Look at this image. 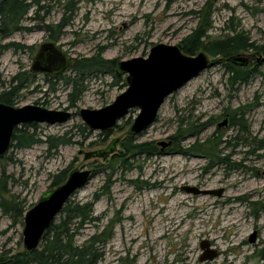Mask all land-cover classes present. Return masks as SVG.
Returning a JSON list of instances; mask_svg holds the SVG:
<instances>
[{
    "label": "rangeland",
    "instance_id": "rangeland-1",
    "mask_svg": "<svg viewBox=\"0 0 264 264\" xmlns=\"http://www.w3.org/2000/svg\"><path fill=\"white\" fill-rule=\"evenodd\" d=\"M69 1L45 0V5L51 7L45 23L62 20ZM73 2L72 21L58 39L72 64L97 54L119 63L146 58L158 44L178 45L198 27V13L210 6V36L229 35V26L243 31L258 45L264 44V0ZM34 15L32 9L28 19ZM33 23L25 21L27 26ZM47 39L42 30L19 32L5 39L3 45L18 43L33 49H7L2 53L0 94L13 87L11 81L18 72L30 69L37 50ZM239 56L248 59L249 66L257 64L259 73L247 84L232 86L223 63L216 60L211 68L166 100L151 127L132 137L134 144H152L160 153L152 157L131 156L127 167L117 164L114 158L126 153L122 144L129 137L138 110H131L109 135L99 136L98 131L81 134L77 128L84 125L81 109L104 108L127 86L116 83L110 74L89 76L84 83L86 91L72 105V86L66 84V79L75 78L70 69L52 83L42 75L31 76V81L18 92L16 106L34 104L49 110L67 109L73 115L69 122L54 126L37 124L35 130L42 141L71 132L73 144L61 146L56 154L48 153L45 142L31 148H12L7 155L12 160L5 164L9 191L31 209L51 191L53 175L64 170L96 171L101 165L112 163L115 172L108 187V174L96 172L71 198L74 202L89 203L95 195H101L95 202L94 214L99 221L89 224L78 237L82 244L96 232L105 229L111 233L99 264H264V151L257 146L264 141V57L254 52ZM227 115L229 125L218 128ZM182 121L198 126L209 123L198 138L186 136L182 143L185 151L208 141L216 132L213 141L219 142V146L214 152L195 148L192 151L199 154L187 156L172 152L170 138L178 132ZM113 141H117L116 151L107 160L85 159V153L107 149ZM162 143L168 146L164 148ZM3 167L0 164V178ZM186 186L223 189L224 193L222 197L187 194L182 190ZM23 228L24 224L14 223L0 208V255L24 251ZM254 233L257 239L251 243L249 239ZM204 240L219 252L212 261L200 262V245Z\"/></svg>",
    "mask_w": 264,
    "mask_h": 264
},
{
    "label": "trees",
    "instance_id": "trees-1",
    "mask_svg": "<svg viewBox=\"0 0 264 264\" xmlns=\"http://www.w3.org/2000/svg\"><path fill=\"white\" fill-rule=\"evenodd\" d=\"M74 4L73 0H70L65 6L66 16L57 25L55 34L49 36L51 40L58 41L60 32L70 25L75 9ZM32 9H35V15L32 20L39 23V28H44L48 33L53 30L45 25L46 16L50 14V8L45 5V0H10L8 3L1 4V34L7 37L19 31H31L32 28L22 26V21ZM42 11H45L43 16L40 15ZM198 14L200 18L198 27L181 41L184 53L196 55L202 51L206 52L215 62L218 60L223 63L229 76L228 81L232 86L249 83L259 73L257 64L252 66L246 64L240 65L229 62L228 59L239 57L241 53L251 52H254L259 57H264V44L258 45L243 31L230 29L228 25V30L232 31L229 35L220 38L212 37L209 32L213 29V7L210 6L207 11L205 10L203 13L200 12ZM10 48L19 51L27 47L18 43H11L6 45L4 50ZM117 64L116 61L103 59L100 54L81 61H74L73 64L71 63L69 69L74 73L75 78L66 79V84L72 86V92L69 95L71 104L74 105L81 99L87 89L84 84L85 80L92 75L110 74L115 78L116 83H122V86L126 87V80L123 75L118 73ZM61 77L63 76L60 75L58 79H61ZM52 80L49 77L46 78L47 82L52 83ZM30 81V77L21 79L18 76L13 77L11 81L13 87L0 95V103L15 106L18 92L23 88L24 83H29ZM232 124H234V121ZM208 125L209 123L198 126L196 123L188 124L182 121L178 132L170 138L173 146L171 151L185 156L193 155L195 152L199 154L198 151H192L195 148L214 152L216 147L219 146V142L216 143L213 141L218 135V132L201 145L198 143L194 144L189 151H185L182 148V143L185 141L186 136L190 135L198 138ZM37 126V124L33 123L16 128L12 148H31L39 143L45 142L48 145V153L56 154L61 146L73 144V135L69 136L71 132H66L62 136H48L45 141H42L36 133L35 129ZM77 128L81 134L91 133L84 125H79ZM110 131L101 133L99 136L109 135ZM133 141L134 139L132 137H127L126 141L123 142L122 145L126 153L116 155L114 161L118 162L117 164L127 167L129 165L127 164L128 159L131 156L145 155L152 157L160 153L157 148L152 147V144H134ZM257 146L260 148L259 150L264 151V141L260 142ZM11 160L9 156L0 159V164L4 165L3 175L0 178V208L5 215L13 219L14 223L23 225L24 215L29 208L26 207V203L22 202L19 197L11 194L8 189L9 181L5 178V164ZM111 164L101 165L93 173L94 175L96 172L103 171L108 174L107 187L115 172V168ZM68 175L69 170H64L53 175L51 177V190L61 186L67 180ZM100 196V194L95 195L94 201L89 203L70 200L59 218L55 220L52 227L46 232L42 244L37 250L31 253L23 251L1 254L0 264H99L104 257L103 250L112 237L111 233L105 229L100 233L96 232L82 244L78 242V237L80 232L87 228L89 224L99 221V218L95 217L94 214L95 202Z\"/></svg>",
    "mask_w": 264,
    "mask_h": 264
},
{
    "label": "water",
    "instance_id": "water-1",
    "mask_svg": "<svg viewBox=\"0 0 264 264\" xmlns=\"http://www.w3.org/2000/svg\"><path fill=\"white\" fill-rule=\"evenodd\" d=\"M7 0H0L5 2ZM217 2L218 0H213ZM229 62L246 64L248 59L232 57ZM215 60L206 52L196 55L184 53L182 44H158L151 48L149 55L123 60L117 64L118 73L125 76L126 90L110 105L101 109H81L80 117L85 127L90 131L107 132L113 130L131 110H138L128 131L129 137H137L151 127L158 118L159 112L166 100L211 68ZM67 54L55 41L41 45L31 72L41 75H59L70 68ZM73 115L67 110H49L38 105L28 104L13 107L0 103V159L5 158L12 150L13 136L16 128L29 124L61 125L72 120ZM229 125L226 116L218 128ZM117 141L104 150L85 153L86 160H107L115 151ZM165 148L168 145L162 143ZM82 154V152L80 153ZM94 170H74L69 173L67 180L59 187L44 194L38 203L24 215L23 244L24 251L31 253L37 250L46 232L52 227L71 198L93 179ZM187 194L214 195L222 197L224 190H202L197 187L182 188ZM257 234L251 235L249 241L254 243ZM203 254L200 262L212 261L219 252L211 249L209 241L201 242Z\"/></svg>",
    "mask_w": 264,
    "mask_h": 264
},
{
    "label": "flooded vegetation",
    "instance_id": "flooded-vegetation-1",
    "mask_svg": "<svg viewBox=\"0 0 264 264\" xmlns=\"http://www.w3.org/2000/svg\"><path fill=\"white\" fill-rule=\"evenodd\" d=\"M8 1H10V0H7V1H5V2H0V12H1V4H3V3H8ZM49 8L51 9V7L49 6ZM32 18L33 17H30L29 19H28V15L25 17V19L22 21V26L23 27H29V28H32L31 29V31H29V32H32V31H38V30H42L45 34H47L48 35V39L46 40V41H44L43 43H45V42H48V41H53V40H51L50 39V35H53V34H55V32H56V27H57V25L62 21V20H60V21H48V23H45V25H47V26H49L50 27V29H53V30H51L49 33L44 29V28H39V23L37 22V21H34V20H32ZM27 20H29V21H34V23L33 24H31L30 26H27V25H25V21H27ZM45 21H46V19H45ZM41 24V23H40ZM42 25V24H41ZM0 26H1V14H0ZM65 30V29H64ZM64 30H62V32H60V34H59V37H61V35H62V33H63V31ZM19 32H22V31H19ZM19 32H16V33H19ZM16 33H14V34H16ZM25 33V32H24ZM13 34V35H14ZM12 35H10V36H7V37H4L2 34H1V28H0V64H1V55H2V53L4 52V51H6V50H4V47L6 46V45H3V42L5 41V39H7V38H9V37H11ZM58 44H59V46H60V48H62L61 47V45H60V43H59V40L58 41H56ZM42 43V44H43ZM41 44V45H42ZM41 45H40V47H41ZM40 47H39V49L37 50V52H36V54H35V56H34V58H33V60H32V65H33V63H34V60H35V57L37 56V53L39 52V50H40ZM33 49V47H27V48H25V49H23V50H19V51H25V50H32ZM9 50H12V51H15L14 49H12V48H10ZM16 52V51H15ZM18 52V51H17ZM68 56V55H67ZM69 58V57H68ZM69 60H70V64L72 63V61H71V59L69 58ZM31 65V66H32ZM246 65H248V62L246 63ZM64 74V73H63ZM38 75H41V74H35V73H32L31 72V67H30V69L29 70H25V71H20V72H18L17 73V75H15V76H18V78L19 79H21V78H24V77H31V76H33V77H37ZM60 75H62V74H59V75H42V76H44V78L46 79L47 77H49V78H51V79H53V80H56V79H58V77L60 76ZM14 76V77H15ZM26 84H28L27 82L26 83H24V85H23V88L26 86ZM22 88V89H23ZM11 88H9V90H10ZM1 95V94H0ZM17 99V98H16ZM13 107H19V106H13ZM64 110H67V109H64ZM68 111V110H67ZM228 116V115H227ZM230 121V120H229Z\"/></svg>",
    "mask_w": 264,
    "mask_h": 264
}]
</instances>
